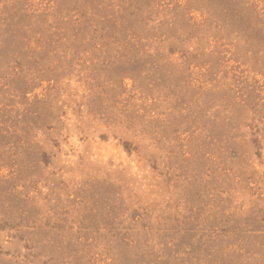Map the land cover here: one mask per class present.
Masks as SVG:
<instances>
[{"label": "rangeland", "instance_id": "obj_1", "mask_svg": "<svg viewBox=\"0 0 264 264\" xmlns=\"http://www.w3.org/2000/svg\"><path fill=\"white\" fill-rule=\"evenodd\" d=\"M0 264H264V0H0Z\"/></svg>", "mask_w": 264, "mask_h": 264}]
</instances>
